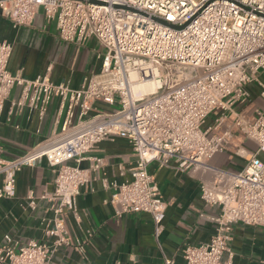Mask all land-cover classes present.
<instances>
[{"label":"built area","instance_id":"2783aa9c","mask_svg":"<svg viewBox=\"0 0 264 264\" xmlns=\"http://www.w3.org/2000/svg\"><path fill=\"white\" fill-rule=\"evenodd\" d=\"M95 1L0 0V12L14 27L29 25L42 7L63 41L92 36L103 48L100 71L85 85L71 88L53 82L47 71L34 78L10 72L12 46L0 40V114L18 86L13 104L19 110L37 111L42 118L57 97L64 115L47 142L10 159L2 157L0 146V198L15 195L16 172L22 167L45 158L54 172L47 196L52 216L41 237L18 244L5 234L0 264H51L54 252L70 244L66 216H76L81 186L103 166V158L90 152L115 136L124 138L135 154L130 179H102L112 188L109 202L115 215L148 213L158 234L165 202L149 165L210 168L215 178L211 185L201 184L200 198L219 209L211 217L214 232L207 241L186 243L182 257L185 264H233L228 245L233 225L257 226L264 233V160L259 157L264 152V107L249 118L234 111L247 99L252 83L258 84L264 101V0ZM148 77L159 81L155 90L132 91V84ZM96 100L110 109L97 108ZM210 114L212 123L205 125ZM235 134L254 144L243 166L237 171L210 167L206 159L225 149ZM28 198L34 208L31 192ZM164 262L173 264L169 258Z\"/></svg>","mask_w":264,"mask_h":264},{"label":"crops","instance_id":"0c3cea01","mask_svg":"<svg viewBox=\"0 0 264 264\" xmlns=\"http://www.w3.org/2000/svg\"><path fill=\"white\" fill-rule=\"evenodd\" d=\"M0 40L12 46L8 70L26 78L47 71L53 82L78 88L101 68L103 48L97 39L91 36L79 42L63 41L55 20H46L42 7L37 9L29 25L18 27L0 12ZM259 92L258 84L252 83L247 99L237 103L234 111L248 118L253 116L256 109L264 107ZM19 93L18 86L11 89L0 114L1 155L7 159L22 154L38 142L50 140L59 131L64 116L57 97L47 105L42 118L37 111L19 110L13 104ZM94 105L110 109L99 106L97 100ZM233 117L231 114L230 119ZM230 119L226 124L232 122ZM211 123L212 120H206L205 125ZM225 125L216 127L215 131H221ZM253 149L252 142L235 134L229 145L212 154L206 163L213 168L237 171L243 166L247 151ZM90 154L102 157L103 166L98 176L92 173L91 179L81 186L76 216L68 213L65 220L70 244L54 252L51 264H165V258L171 259L173 264H185L182 247L186 243L207 241L213 235L211 217L219 209L206 205L200 198L201 184L211 185L214 181L212 169L197 166L180 170L174 162L149 165L165 202L161 230L155 234L154 222L148 213L115 215L109 202L112 188L102 182V179L107 182L130 179L135 154L129 143L115 136L99 142ZM261 154L264 152L259 156ZM86 165L87 161L82 162L83 167ZM53 180L54 172L45 158L39 159L33 167L25 166L16 172L15 195L0 198V244L5 234L18 244L41 237L45 221L52 216L47 196L52 192ZM30 192L34 208L28 204ZM228 245L233 264H264V233L259 227L235 223Z\"/></svg>","mask_w":264,"mask_h":264},{"label":"bare ground","instance_id":"6f19581e","mask_svg":"<svg viewBox=\"0 0 264 264\" xmlns=\"http://www.w3.org/2000/svg\"><path fill=\"white\" fill-rule=\"evenodd\" d=\"M132 76H134V74ZM158 85H159V81L157 80L156 77H148L144 79L142 82L132 84L131 89L133 92L139 90L141 93H147L155 90Z\"/></svg>","mask_w":264,"mask_h":264},{"label":"rangeland","instance_id":"374dc122","mask_svg":"<svg viewBox=\"0 0 264 264\" xmlns=\"http://www.w3.org/2000/svg\"><path fill=\"white\" fill-rule=\"evenodd\" d=\"M262 81L264 82V79H262ZM97 104L99 105V106H101V107H106V104L104 103V102H102L101 100H97ZM245 114H248L247 112H245ZM90 115H91V113H90ZM212 117H213V114H210L207 118H206V120H212ZM262 160H264V154H261L260 156H259Z\"/></svg>","mask_w":264,"mask_h":264},{"label":"water","instance_id":"95a60500","mask_svg":"<svg viewBox=\"0 0 264 264\" xmlns=\"http://www.w3.org/2000/svg\"><path fill=\"white\" fill-rule=\"evenodd\" d=\"M91 2H96L95 0H90ZM173 27H178V28H180V27H183V25H174Z\"/></svg>","mask_w":264,"mask_h":264}]
</instances>
